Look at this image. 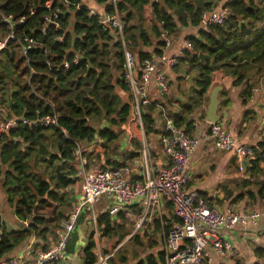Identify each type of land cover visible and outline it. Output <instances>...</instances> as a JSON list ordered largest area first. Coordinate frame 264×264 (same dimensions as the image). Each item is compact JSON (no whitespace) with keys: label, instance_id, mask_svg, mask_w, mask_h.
<instances>
[{"label":"trees","instance_id":"trees-1","mask_svg":"<svg viewBox=\"0 0 264 264\" xmlns=\"http://www.w3.org/2000/svg\"><path fill=\"white\" fill-rule=\"evenodd\" d=\"M46 1L49 0H0L2 14L25 18L17 27V37L30 36L39 44L30 47L25 57L16 53L12 42L0 52V107H5L7 116L29 120L51 115L53 111L58 115L57 126H29L20 122L0 140V190L16 218L28 221V228L7 230L0 216V258L31 235L44 243L48 237H55L71 205L67 189L77 180L76 149L100 139L104 141L106 157L109 150L116 153L114 142L120 135L117 129L127 121L131 109L132 95L123 79L124 53L120 37L114 31L103 30L99 14H92L81 0H69L78 2V8L71 5L64 8L54 3V7L64 9L58 18L59 27H45ZM85 1L103 5L106 0ZM195 1L119 0L124 45L135 53L138 67L152 58L141 48L151 46L153 39L157 40L155 55L161 54L165 45L161 38L163 32L170 36L180 26H200L203 12ZM203 2L206 11L216 9L214 0ZM221 7L229 10V17L222 25L199 29L198 37H186L192 50L184 51L174 67L177 71L186 66L187 72H195L187 92L180 91L186 101L179 102L174 111L168 110L175 125H184L187 134L192 123L187 118L210 87L215 72L231 79L233 87H241L242 103L251 98L258 79L264 77V0H228ZM32 8L35 13L30 15ZM6 33L0 24V35ZM199 53L210 58L202 61ZM75 54L80 56L77 63L72 62ZM64 60L69 61L68 69L56 70ZM228 102L224 99L221 104ZM153 110L154 105L143 108L142 120L147 132L153 130ZM259 145H264V141ZM120 155L122 162L106 158V163L118 167L138 154L128 151ZM83 156L86 165L93 156L99 157L89 152H83ZM257 162H251L250 170L258 167ZM254 183L259 185V192L264 191V183L259 180ZM239 198L240 195L233 201ZM123 216L119 212L117 218L122 220ZM97 226L103 236L118 231L122 240L129 234L121 233L122 226L106 213L99 217ZM76 241L77 234L72 233L67 241V253L73 252ZM47 248L45 244L41 247ZM255 254L263 257L264 250L255 248ZM159 255L158 260L148 255L136 264H160L164 255L161 252ZM81 256L82 264L95 263L92 235ZM120 261L124 259L120 257ZM107 264H113V260L110 258Z\"/></svg>","mask_w":264,"mask_h":264},{"label":"built area","instance_id":"built-area-1","mask_svg":"<svg viewBox=\"0 0 264 264\" xmlns=\"http://www.w3.org/2000/svg\"><path fill=\"white\" fill-rule=\"evenodd\" d=\"M119 0H106L102 5L103 12L87 7L92 14H99V24L103 30L114 31L120 37L123 44L124 68L123 79L130 89L132 100L130 101V120L142 127L141 113L145 106L153 105L147 94V85L153 76L155 85L161 95L169 92V82L164 71L156 72L157 61L164 62L166 69L171 70L177 66L183 52L192 50L190 41H184L181 50L173 56L160 54L154 58L144 60L140 67L136 65L134 54L125 47L122 32L118 4ZM57 3L64 8L71 5L80 7L78 2L69 0H49L44 4L46 12L43 15L45 27L53 25L59 27L58 18L64 13L61 6H53ZM88 6V5H87ZM35 9H30L33 15ZM229 10L220 7L213 11H205L201 16V23L205 30L210 25H222L229 17ZM25 18L15 19L12 15H4L0 11V24L6 28V35H0V52L12 42L14 50L20 56L25 57L30 47L39 46L36 39L23 35L17 37V27L24 23ZM44 31V30H43ZM167 34L163 32L161 38L165 44H169ZM61 40V38H59ZM79 55L75 54L72 62L79 61ZM46 64H50L46 61ZM69 61L64 60L56 70L68 69ZM158 107V115L164 126L160 134L161 152L165 156L164 163L154 165L147 163L145 149L141 152L143 157V169L134 174L139 168V162L128 160L123 165L104 166L101 168H89L86 166V158L83 156V147H78L74 153L76 165L75 183H79L80 190L77 200L67 217L60 222L56 230L55 239L50 246L43 250L32 248L29 245L22 253L9 258H0V264H58L67 256L66 245L70 235L76 230L79 215L85 209H90L101 198L108 197L115 201V205L108 208L106 214L116 219L117 214L132 205H139L145 213L158 209L162 201L170 203L175 221L167 231L164 241V259L162 264H205L207 258L206 248L211 245L213 250L221 255L231 254L233 246L224 240L219 234L221 228L233 229L237 225L257 226L264 220V209H251L248 211L227 210L221 211L208 205L207 201L196 190L187 188L191 179L188 170L190 154L195 150L199 141L185 132L183 127L175 125L172 117L163 106L155 103ZM58 115L53 111L51 115L29 120L24 117L7 116L0 113V140L8 129L16 128L22 124L29 126H57ZM65 132V130H63ZM209 136L213 141L214 148L219 151L233 153L239 163L243 161H264V145L249 146L238 143L220 121L209 122ZM261 141H264V117L258 126ZM129 136V135H128ZM102 141V140H101ZM103 142V141H102ZM95 142H91L88 148L95 151ZM93 146V147H92ZM99 157L103 159L102 145H98ZM135 161V162H133ZM137 162V164H136ZM240 165V164H239ZM71 186V185H70ZM69 186V187H70ZM68 187V188H69ZM99 216L92 213V220L97 222ZM264 238V234L262 235ZM32 255L31 258H26ZM114 255V251L104 254H96L94 264H107Z\"/></svg>","mask_w":264,"mask_h":264},{"label":"crops","instance_id":"crops-1","mask_svg":"<svg viewBox=\"0 0 264 264\" xmlns=\"http://www.w3.org/2000/svg\"><path fill=\"white\" fill-rule=\"evenodd\" d=\"M228 0H214L216 9H219ZM85 5L97 10L99 13L103 12L101 4L93 1H84ZM150 18V14H148ZM199 29H204L202 23L200 26L192 27L180 26L177 33L174 35H167L169 44H165L161 49V54L165 56H173L177 54L183 47L184 41L188 36L198 37ZM205 30V29H204ZM156 39H153L151 46L142 47L141 50L150 54L152 58L156 57L154 49ZM135 55V53H133ZM164 71L169 82V92L166 95H161L155 85L153 76L147 85V94L151 99L154 110L153 116V130L145 131L142 120V127L134 124L130 120V113L125 123L117 129L120 133L118 139L114 142L117 147V152L109 150L108 157H106L105 148L102 146L103 159L100 162L103 165L109 166L106 163V158L111 161L122 162L121 155L123 152L133 151L138 155L133 160L139 162V168L133 173L136 174L143 169L142 151L145 149L147 163L154 165H161L164 163L165 156L161 152L159 136L164 130L163 123L158 115V107L155 103L161 105L168 110H175L179 102H185L186 97L180 94L187 92L190 81L187 77L195 76V72H187V67L182 66L176 71L168 70L164 62L157 61L156 72ZM183 78V79H182ZM189 83V84H188ZM217 88V99L219 106L217 114L219 120L226 130L238 141V143L249 146H259L261 138L258 132V126L261 118L264 117V77L258 79L255 88L252 90L251 98L242 103L240 96L241 87H233L231 79L222 78L219 72H215L212 76V83L206 93L198 101L197 107L189 114L188 120L191 121V129L189 135L195 136L199 143L195 150L189 156L188 170L191 174V179L187 188L189 190H196L203 196L208 205L215 207L221 211L237 210L248 211L251 209H264V191L259 192V185L254 183L259 180L264 183V161H258V167L251 169V162L239 163L233 153L227 151H219L214 148L213 141L209 136V121L206 120V111L209 104V99L212 91ZM228 99L227 105H222L221 102ZM143 110L141 113L142 118ZM184 129V125L182 126ZM129 135V136H128ZM95 151H90L91 148L84 146V152L96 154L98 153V145H103L100 139H95ZM138 145V148L136 147ZM92 146V147H93ZM100 155V154H98ZM131 159V160H132ZM128 161V160H126ZM125 161V162H126ZM133 161V162H135ZM76 162V161H75ZM137 164V162H136ZM240 164V165H239ZM102 165V167H103ZM80 190L79 183L72 184L67 191L70 193L73 205L77 200V195ZM262 193V195L260 194ZM240 198L233 201L236 196ZM115 205V201L108 197L99 199L93 207L85 209L79 215L80 220L77 222L76 230L73 233L77 234V241L73 252L68 253L66 258L58 264H82V249L90 235H92L95 242V253L98 254V236L93 232L92 228V213L96 216H101L106 213L108 208ZM123 213V219H113L118 225L122 226L121 233L124 230L126 223L135 226L139 232L134 235L133 232L127 231V236L120 240V233L117 231L111 235L103 236L109 242L116 243L115 254L111 257L113 264H136L139 260H144L146 256L152 255L156 260L159 259V253L164 255V241L167 234V229L170 228L175 218L171 211L170 203L162 201L159 208L153 212L145 213L139 205H132L128 209L120 211ZM118 215V214H117ZM0 216L7 230L28 228V221H22L16 218L13 208L8 206L2 191L0 190ZM67 217V214H66ZM78 217V219H79ZM78 221V220H77ZM23 224V225H21ZM221 237L230 242L233 246V252L221 256L217 254L211 245L206 248L207 258L205 264H264V256L258 257L255 254V248L264 250V220L260 221L257 226H243L237 225L231 230L221 228L219 230ZM56 236V231H55ZM55 237H48L47 242H43L33 235L29 236L23 243L17 245L8 254L2 258L13 257L22 253L29 245L32 248L41 249L45 244L50 246ZM108 253V252H107ZM117 253V254H116ZM32 255H27L26 258H31ZM120 257L124 262L120 261ZM164 259V256H163ZM163 263L160 262V264Z\"/></svg>","mask_w":264,"mask_h":264},{"label":"rangeland","instance_id":"rangeland-1","mask_svg":"<svg viewBox=\"0 0 264 264\" xmlns=\"http://www.w3.org/2000/svg\"><path fill=\"white\" fill-rule=\"evenodd\" d=\"M82 3H84L85 0H81ZM0 113L5 114L6 113V109L5 107H0ZM96 156L98 155V153L95 154ZM99 156V155H98ZM89 168H101L102 167V163L100 162V157H96L91 159V161H89V165H86ZM74 205V203H73ZM73 205L71 204L67 209L66 212L68 213L71 208L73 207ZM97 215V214H96ZM90 220L92 221V228H93V232H96V236H98V253L100 254H104L110 251H114L115 254V245L117 242L112 243L111 241L109 242V240H107V238H102V234L101 231L99 230L98 226H97V222L94 223V221L92 220V218L90 217ZM127 228L125 226L124 230H127L129 232H133V230H135L134 235L138 234L139 232L136 230L135 226H133L130 221L126 223ZM117 254V253H116Z\"/></svg>","mask_w":264,"mask_h":264},{"label":"water","instance_id":"water-1","mask_svg":"<svg viewBox=\"0 0 264 264\" xmlns=\"http://www.w3.org/2000/svg\"><path fill=\"white\" fill-rule=\"evenodd\" d=\"M195 4L202 12L206 11L203 0H196ZM198 57L202 61L210 58L208 55L203 54V53H199ZM187 79L190 81V84H191V76L187 77ZM217 91H218L217 88L214 89L210 95L209 104H208L206 115H205L206 120L209 122H216L219 120V115L217 114V110H218V106H219V101L217 99ZM243 163H248V161H243ZM21 225H23V224H21Z\"/></svg>","mask_w":264,"mask_h":264}]
</instances>
